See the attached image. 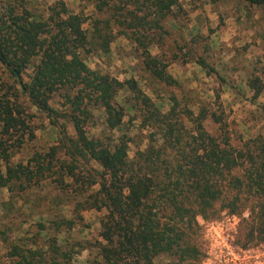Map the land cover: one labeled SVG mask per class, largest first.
<instances>
[{
  "label": "trees",
  "instance_id": "trees-1",
  "mask_svg": "<svg viewBox=\"0 0 264 264\" xmlns=\"http://www.w3.org/2000/svg\"><path fill=\"white\" fill-rule=\"evenodd\" d=\"M177 1L151 3L155 14L158 13L155 25L161 27V20ZM244 1L264 4V0ZM0 11V63L15 83L8 93L0 95V160L4 161L0 162V188L14 192L13 186L23 175L33 178L44 176L46 170L62 171V180H56L68 194L74 193L77 206L106 211L101 219L102 240L98 245L100 264H155L161 255L170 260L173 257L168 264L196 258L200 251L192 237L198 219L213 218L218 202L226 203L224 208L232 213L250 208L251 235L258 232L259 239L264 240V137H251L235 144L230 136L224 138L222 133L218 135L206 128L204 120L210 116L216 122L221 120L205 111L197 116L189 112L188 119L196 127L189 138L183 136L172 123L179 117L175 108L164 114L137 80L121 81L87 64L82 51L89 44L106 39L101 31L89 39L84 18L70 13L64 3L50 19L6 6L0 7ZM134 17L124 21L135 26ZM137 18L138 25L147 20L146 16ZM137 41L145 47L140 35ZM143 52L151 75L168 82L165 65L147 47ZM199 63L207 66L203 58ZM257 82L253 84L256 96L262 92V85ZM123 91H130L137 102L150 108L148 119L163 123L170 116L171 120L168 130L162 133L163 143L152 139L133 158L129 156V141L114 139L106 133L91 135L86 129L98 110L103 115L105 132L112 133L123 125L127 114V101H119ZM57 95L64 100L65 111L52 105ZM24 97L58 128L67 158L54 161L53 147L45 155L37 153L41 159L33 157L27 163H12L10 149L19 146L26 133L31 139L36 136L29 129L27 112L21 103ZM60 117L73 124L75 136L59 124ZM80 158L97 162L103 171L97 176L84 166L83 172L88 175H81L76 171ZM67 176L73 180L69 185L64 183ZM90 177L92 180H87ZM95 185L98 188L92 189ZM73 222L61 219L56 227L60 228L62 223L71 227ZM52 248L54 253L59 249L57 244ZM14 249L20 257L18 264H35L36 251L29 249L27 254L16 245Z\"/></svg>",
  "mask_w": 264,
  "mask_h": 264
},
{
  "label": "rangeland",
  "instance_id": "rangeland-1",
  "mask_svg": "<svg viewBox=\"0 0 264 264\" xmlns=\"http://www.w3.org/2000/svg\"><path fill=\"white\" fill-rule=\"evenodd\" d=\"M124 1L125 4L122 0H0V7H12L20 13L26 10L33 17L50 19L64 3L70 13L84 18L89 39L99 31L106 39L89 44L82 51L87 64L121 81L137 80L164 114L175 108L179 117L172 123L186 138L196 127L188 119L189 112L197 116L201 111L215 114L221 120L216 122L212 116L205 119L209 131L222 133L224 138L230 136L235 144L251 137H264V4L252 5L244 0H178L158 27L154 24L158 13L155 14V6L151 4L154 0ZM137 15L146 16L143 25H138ZM133 17L135 26L124 21ZM138 35L145 47L136 42ZM146 47L165 65L168 82L153 77L146 68L143 52ZM201 58L207 66L199 63ZM256 81L262 85L257 96L253 86ZM10 85L15 83L0 63V95L8 93ZM124 100L127 114L119 129L105 132L99 110L86 129L91 135L106 133L114 139L129 141V156L133 158L152 139L163 143L162 133L168 130L171 120L170 116L163 123L148 119L150 108L137 102L130 91L120 93L119 101ZM63 101L57 95L52 105L65 111ZM21 103L27 112L29 129L36 136L31 139L26 133L23 142L10 149L12 163H27L33 157L41 159L36 154L45 155L53 147L56 148L51 157L54 161L67 158L58 128L27 98H22ZM59 124L67 127L70 136H75L74 126L67 118L60 117ZM80 159L76 171L81 175H88L87 171L83 172L84 166L97 176L103 171L97 162ZM53 172L46 170L44 176L33 178L23 175L13 186L14 192L0 188V264H18L20 257L14 254L15 245L27 254L29 249L36 251L35 264L101 263L98 245L102 240L101 219L106 211L81 209L77 206L78 198L72 196L74 193L68 194L56 180H62L63 172ZM72 181L67 176L64 183L69 185ZM225 205L216 203L213 218L199 217L192 241L200 253L180 264H233L238 257L242 258V249L254 250L264 244L258 232L251 235V209L232 213ZM61 219L74 222L71 227L62 223L57 228ZM55 244L59 249L54 253ZM172 260L173 257L170 260L167 255H161L155 264H168Z\"/></svg>",
  "mask_w": 264,
  "mask_h": 264
},
{
  "label": "built area",
  "instance_id": "built-area-1",
  "mask_svg": "<svg viewBox=\"0 0 264 264\" xmlns=\"http://www.w3.org/2000/svg\"><path fill=\"white\" fill-rule=\"evenodd\" d=\"M233 264H264V244L254 250L242 249V258L238 257V261H233Z\"/></svg>",
  "mask_w": 264,
  "mask_h": 264
}]
</instances>
